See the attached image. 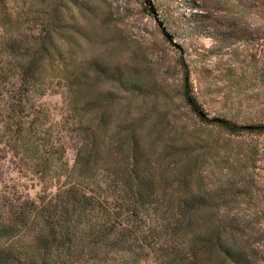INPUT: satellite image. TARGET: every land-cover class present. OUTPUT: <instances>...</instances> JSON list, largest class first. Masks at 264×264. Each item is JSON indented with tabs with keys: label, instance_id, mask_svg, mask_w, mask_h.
<instances>
[{
	"label": "trees",
	"instance_id": "trees-1",
	"mask_svg": "<svg viewBox=\"0 0 264 264\" xmlns=\"http://www.w3.org/2000/svg\"><path fill=\"white\" fill-rule=\"evenodd\" d=\"M229 1L240 21L212 27L192 13V29L219 42L206 57L228 55L242 66L224 73L225 102L264 109V68L226 52L263 38L264 0ZM249 18L258 30L244 25ZM11 25L0 14V264H264V184L246 162L218 160L226 141L264 135V110L245 123L211 118L186 73L183 95L200 130L175 145L104 25L88 21L74 36L53 18L27 44ZM51 93L61 95L79 140L71 167L36 102ZM206 165L232 177L209 182ZM13 167L37 177L41 195L8 186L4 168Z\"/></svg>",
	"mask_w": 264,
	"mask_h": 264
},
{
	"label": "rangeland",
	"instance_id": "rangeland-1",
	"mask_svg": "<svg viewBox=\"0 0 264 264\" xmlns=\"http://www.w3.org/2000/svg\"><path fill=\"white\" fill-rule=\"evenodd\" d=\"M231 4L229 0H0V14L12 24L11 31L19 44L42 38L53 18H57L74 36H77L78 29H86L88 21L104 25L106 35L112 37L115 34L119 39L120 50L131 60L132 68L141 78L145 101L156 105L158 114L164 118L165 136L173 144L180 145L184 142L181 134L192 143L194 134L200 130L196 126L199 119L187 106L183 95L186 73H190L193 90L211 118L228 116L245 123L255 120L264 110L225 102L223 98L229 91V83L223 80L224 73L226 69L239 65L237 59L228 55L206 57V51L216 49L219 42L204 31L199 33L192 29V13L208 16L205 25L212 27H219V22L240 21L242 15L236 14ZM244 25L258 30L261 23L249 18ZM166 32H170L174 39H168ZM5 36V29L0 26V48L5 45ZM55 44L66 47L57 38ZM77 49L83 52L87 48L81 46ZM226 52L238 54L243 61L246 58L256 60L258 69H262L264 35L257 42L236 43ZM79 60L81 58L78 63ZM4 63L1 58L0 66ZM5 87V91L13 89L11 85ZM36 102L49 111L50 123L65 148L66 160L71 167L79 140L72 131V119L66 104L56 93L47 94ZM4 103L0 102L2 106ZM226 142L229 145L221 150L219 162L230 159L233 163L240 159L250 166L249 172L259 183L264 184V135ZM244 152L249 154L250 161H245ZM219 168H205L209 182L218 183L232 177L230 173H221ZM4 171L8 186L17 187L31 198L41 195L43 185L30 172L18 171L16 167L11 171L4 168Z\"/></svg>",
	"mask_w": 264,
	"mask_h": 264
},
{
	"label": "water",
	"instance_id": "water-1",
	"mask_svg": "<svg viewBox=\"0 0 264 264\" xmlns=\"http://www.w3.org/2000/svg\"><path fill=\"white\" fill-rule=\"evenodd\" d=\"M165 30H166V29H165ZM166 36H167L168 39L173 40L172 37L169 35L168 32H166Z\"/></svg>",
	"mask_w": 264,
	"mask_h": 264
}]
</instances>
